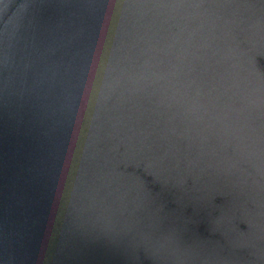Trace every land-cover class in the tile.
I'll return each mask as SVG.
<instances>
[{
    "label": "water",
    "instance_id": "water-1",
    "mask_svg": "<svg viewBox=\"0 0 264 264\" xmlns=\"http://www.w3.org/2000/svg\"><path fill=\"white\" fill-rule=\"evenodd\" d=\"M0 264H264V0H0Z\"/></svg>",
    "mask_w": 264,
    "mask_h": 264
}]
</instances>
